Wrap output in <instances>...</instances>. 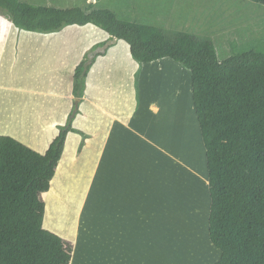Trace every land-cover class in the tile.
Returning <instances> with one entry per match:
<instances>
[{
	"label": "rangeland",
	"instance_id": "obj_1",
	"mask_svg": "<svg viewBox=\"0 0 264 264\" xmlns=\"http://www.w3.org/2000/svg\"><path fill=\"white\" fill-rule=\"evenodd\" d=\"M24 1L61 8H85L94 2V7L113 8L120 17L129 20L209 35L214 39L221 59L229 56L234 49L253 44L264 47V5L250 0ZM1 20L8 26L9 22L0 16ZM68 27L51 34L42 33L46 37L38 44L39 50L23 53L14 68L4 70L9 78H5L3 87H0V96H6L3 104L12 119L7 128L14 134L17 132L19 139L25 143L32 142L39 147L46 144L48 139L43 138L35 127L38 115L47 111L48 103L33 92H18L17 83L21 85L22 80H26L24 85L37 88L39 76L46 81L54 79L46 73L40 75L41 70L51 68L54 73L65 70L61 63L63 56H68L64 53L69 47L80 44L77 37H73L76 41L68 42L67 35L72 31ZM78 30L79 34L84 33V39L93 37L91 43L108 38L102 31H91L90 28ZM26 34L35 33L27 31ZM127 45L123 41L112 44L109 59H103L89 77L86 95L91 92L87 98L92 100L84 97L83 117L80 123L77 122L78 127L75 125L89 137L81 153L78 152L81 135L73 133L67 140L66 154L58 166L60 174L53 182L49 196L45 194V200L47 197V202L51 201L50 213L46 208L45 226L74 241L76 249L79 245L82 249L81 244L88 245L91 241L92 249L102 253L103 248L113 245L103 237L102 220L105 214H111L116 219L118 208L123 206L119 202L123 192L116 188V172L113 170L119 165L121 177L132 181L135 172L134 184H138L133 190L125 188V192H135L133 195L139 197L140 205H136L137 208L126 207L132 214L137 213L141 206L143 212L158 216L160 231L153 242L159 248L169 250L170 246L176 248L182 245L189 248L213 247L208 227L211 198L206 151L194 106L191 73L174 61L169 68L166 65L155 67L152 63L141 65L137 61H125V57L131 56ZM169 60L163 59V63L167 64ZM27 63L30 69L24 74ZM124 64L125 71L121 68V72L119 67ZM100 68L107 69L103 79L96 74ZM122 104L130 107L129 112L134 111L128 121L132 123L140 119L143 126L141 123L130 125L129 122L117 121L105 129L100 121L108 124L109 115L117 118L125 112L128 116L129 112L126 113L125 108L122 110ZM50 109L52 107L48 111ZM51 112L58 115L56 111ZM58 113L62 117V111ZM130 130L134 138L138 134L136 150L132 147ZM142 130L148 133L149 138L145 133L140 134ZM118 154L123 156L120 164L116 159ZM134 159L136 163H133ZM169 251L172 252L171 249Z\"/></svg>",
	"mask_w": 264,
	"mask_h": 264
},
{
	"label": "trees",
	"instance_id": "obj_2",
	"mask_svg": "<svg viewBox=\"0 0 264 264\" xmlns=\"http://www.w3.org/2000/svg\"><path fill=\"white\" fill-rule=\"evenodd\" d=\"M94 4L61 8L0 0V16L20 30L39 33L94 24L128 43L141 65L171 58L189 69L206 149L209 237L221 252L215 264H264V47L234 49L221 59L209 35L120 18ZM105 42L94 44L76 66L72 110L45 152L0 135V264H71L73 241L45 226L47 197L69 135H81L79 153L89 137L75 120L90 70L108 51L101 50Z\"/></svg>",
	"mask_w": 264,
	"mask_h": 264
},
{
	"label": "crops",
	"instance_id": "obj_3",
	"mask_svg": "<svg viewBox=\"0 0 264 264\" xmlns=\"http://www.w3.org/2000/svg\"><path fill=\"white\" fill-rule=\"evenodd\" d=\"M103 8H106V7H103ZM110 9L116 11L113 8H110ZM118 16L120 17L119 14ZM120 18H123V17H120ZM5 20L9 22L8 26L4 25L2 20L0 21V87L1 88L4 85L5 78H9V76H7V73L4 70H11L12 68H14L16 64L19 63L20 61L19 59L23 57V53L30 54V53H35L36 49L39 50L38 44L41 43V40L43 37H46L45 34H42L39 32H33L35 34L28 35L26 34L27 31L25 32L24 30L21 31L14 24L8 21L6 18ZM74 27H78L81 29L90 28L91 31L92 30L93 31L96 30L98 32L102 31L105 35H108L106 36L108 38L103 41H107L108 39H110V35L106 31L102 30L101 28L97 27L94 24H87L82 27H79V25L78 26L71 25L67 29H72L74 33L71 31V33L67 35L68 42L76 41V39L73 37H77V39H79L80 44L76 45L73 48L69 47L66 50V53H64V55L66 54L68 56V58H66V56H63L62 63H61V66H63V69L65 70L63 72L57 71L55 73L52 71L51 68H49L46 71L41 70L43 72L40 73V75L44 76L46 73V74H49L50 77H54V79H48L46 81L45 79H42L39 76V79L36 81V83H40V84H37V88H34L33 86L29 88V86L26 85V83L24 85V81L26 80H22L21 85H18L17 83L16 89L18 90V92H22L23 90L28 91V93L33 92L32 94H36L40 96L41 100L48 103L47 111L44 114L38 115L37 119L39 120H37L38 122L35 127L36 130L40 132V134H42L43 138L45 137L48 139L46 144L42 147H39L37 144H34L32 142L26 143L40 152H45L49 144L53 140V138L58 134L59 130L57 129L58 128L57 126L60 124H64L66 122L68 115L73 107V100H74L73 97L74 96L72 93V89H73V74H74L75 68L79 64L80 60L83 58L84 56L83 54L85 53V51L89 47H91L93 44L97 43V41L91 43V39L93 37L84 39L83 38L84 33L79 34L78 31L80 30ZM28 32H31V31H28ZM25 35H28L29 37H26ZM119 41H123V40L117 39V42ZM99 42H102V41H99ZM127 46L130 51L129 45ZM110 54H111V47L108 48V51L105 55L98 57V59L96 60V62L94 63L93 67L90 70L88 80H89L91 73L94 72V69L98 66V64L103 59H109V57L111 56ZM129 57L128 58L125 57V61L129 60V61L136 62V60H134L132 55L131 56L129 55ZM122 58L124 59V56ZM163 59H167V58H163ZM163 59L156 60L151 63H153L155 67H164V65H166L168 66V68L171 67L172 65L171 61L179 63L171 58H168L170 59L169 60L170 62H167V64H164ZM23 62H24V59H23ZM147 64L148 63H144V65H147ZM125 65L126 64L120 66L119 70L122 68L125 71ZM180 66L183 67L184 69H187L182 64H180ZM29 69H30V65L29 63H27L24 74L28 72ZM106 71H107L106 68H103V69L100 68L99 71L96 73L97 77H101V79H103ZM88 80H87L86 91H88V87H89ZM191 86H192V79H191ZM90 96H91V92L90 94L89 93L87 95L85 94L86 98ZM5 98L6 96L4 95L0 96V131L3 130L2 133H0V135L9 134L19 139V137L16 134L17 132H15L14 134V132H11L10 129L7 128L9 127V125H11L10 123H12L11 122L12 119L9 118V114L3 104V101L5 100ZM87 99L89 100V98ZM91 100L92 99L90 98L89 101ZM82 102H83V104L81 103L82 106L80 105L81 113L77 116L75 120L76 126H77V122L79 121L80 123L83 117L82 112H83V105L85 101L83 100ZM122 106H123L122 110H124L125 108L127 110L126 113H128L129 112L128 108L130 107H127L126 105H123V104ZM50 107H52V110L54 112L56 111L58 115H59L58 111L61 110L62 117L58 115H53V113L51 112L52 111L51 109L50 111H48ZM130 112H132L131 115H129ZM130 112L127 114L128 116H125V112H122L121 115H118V117L120 116L119 118L118 117L116 118L113 114H111L109 115V118H107L108 124L105 125L106 121L104 120L100 121V123L106 126L105 129H107L108 125L112 124L113 122L114 123H117V121H119L120 123L129 122L128 121L129 117L133 116L134 114L133 110ZM135 121L132 123L129 122V124L131 125V124L141 123L140 119L138 120L135 119ZM141 124L143 126L144 123H141ZM131 133H133V131L130 130V134H129L130 140L133 141L131 142L133 145L132 147L134 148V150H136L137 141H135V139L138 138L137 136L138 134H136L135 136L136 138H134ZM144 133L146 134L147 137L149 136L148 133L144 130L140 132L141 135H144ZM76 136H77L76 138H78V135ZM19 140L23 142V139H19ZM114 142L115 140L112 141V143ZM150 142L151 141L149 140V143ZM66 151L64 155L66 154ZM108 153L110 157V151H108ZM205 155H206V152H205ZM122 157L123 156L121 154L117 155L116 159H117L118 164H120L119 162H120V159H122ZM135 161L136 160L134 159L133 163H136ZM206 164H207V158H206ZM116 166L117 167L113 169L116 172V179H117V182H115V185L117 186L116 187L117 189L123 192V197L121 198V200H119V197H118L119 202H121L122 203L121 205L123 206H120L118 208V212L115 214L116 219H114L115 218L114 216L113 217L110 216L111 214L110 215L105 214L106 217L103 218L102 220L103 237L107 239L110 243H114V244L113 245L110 244L109 248H103L102 253H101V250L92 249L91 241L88 242V245L87 243L85 245L81 244L83 246L82 249H80L81 248L80 245L77 249L74 248L71 264H215L219 260L221 256V252L219 249L215 247L213 243L212 244L214 246L213 245L212 246L214 248L211 247V245L207 247L199 246V247H193V248H189V246L182 247L183 246L182 245L176 248H172L171 246L167 248L169 250L171 249L172 252L169 250H164V248L163 249L159 248L157 244L153 242L154 239L157 240V234L160 231V228L158 227V224H157V220H158L157 214L156 213L149 214L147 212H143L141 209V206L138 207V210L136 211L137 213L132 214V211H130L126 207L127 205L129 207L137 208L136 205L138 204L140 205V200L138 199L139 197L133 195L135 192H132L131 194H127L125 192V188L130 189L131 187V190H133L134 188L136 189L138 187L137 183L134 184L135 183L134 180H136L135 172L133 175V180L126 181L125 177H121V175L119 174L120 173V169L118 167L119 165H116ZM207 176H208V173H207ZM208 191H209V187H208ZM209 194H210V191H209ZM210 198H211V195H210ZM210 207H211V202H210ZM210 207H209V213H210ZM208 219H209V216H208ZM208 227H209V223H208ZM159 237H161V235Z\"/></svg>",
	"mask_w": 264,
	"mask_h": 264
},
{
	"label": "water",
	"instance_id": "obj_4",
	"mask_svg": "<svg viewBox=\"0 0 264 264\" xmlns=\"http://www.w3.org/2000/svg\"><path fill=\"white\" fill-rule=\"evenodd\" d=\"M91 1H95V0H91ZM116 42H117V38L116 37H113L111 39H108L106 41V43L103 45L102 50H105V49L109 48L112 44H114Z\"/></svg>",
	"mask_w": 264,
	"mask_h": 264
},
{
	"label": "clouds",
	"instance_id": "obj_5",
	"mask_svg": "<svg viewBox=\"0 0 264 264\" xmlns=\"http://www.w3.org/2000/svg\"><path fill=\"white\" fill-rule=\"evenodd\" d=\"M111 39V38H110ZM106 43V42H105ZM108 49V48H107Z\"/></svg>",
	"mask_w": 264,
	"mask_h": 264
}]
</instances>
